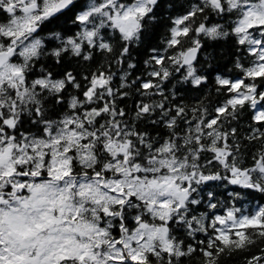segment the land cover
<instances>
[{"label": "snow or ice", "instance_id": "snow-or-ice-1", "mask_svg": "<svg viewBox=\"0 0 264 264\" xmlns=\"http://www.w3.org/2000/svg\"><path fill=\"white\" fill-rule=\"evenodd\" d=\"M0 264H264V0H0Z\"/></svg>", "mask_w": 264, "mask_h": 264}]
</instances>
